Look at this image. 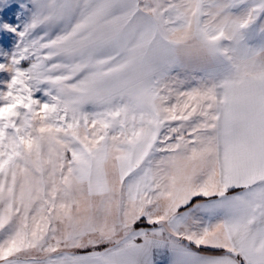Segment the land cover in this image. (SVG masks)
<instances>
[{"label":"snow or ice","instance_id":"snow-or-ice-1","mask_svg":"<svg viewBox=\"0 0 264 264\" xmlns=\"http://www.w3.org/2000/svg\"><path fill=\"white\" fill-rule=\"evenodd\" d=\"M0 264H264V0H0Z\"/></svg>","mask_w":264,"mask_h":264}]
</instances>
